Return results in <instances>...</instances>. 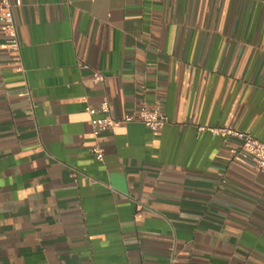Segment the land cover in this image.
<instances>
[{"label": "crops", "instance_id": "1", "mask_svg": "<svg viewBox=\"0 0 264 264\" xmlns=\"http://www.w3.org/2000/svg\"><path fill=\"white\" fill-rule=\"evenodd\" d=\"M21 1L25 72L0 21V264H264V171L201 130L264 142V0ZM104 100L169 122L103 132L99 161Z\"/></svg>", "mask_w": 264, "mask_h": 264}, {"label": "built area", "instance_id": "2", "mask_svg": "<svg viewBox=\"0 0 264 264\" xmlns=\"http://www.w3.org/2000/svg\"><path fill=\"white\" fill-rule=\"evenodd\" d=\"M21 5V0H0V21L4 29L6 46L11 56L13 69L18 72H25L23 47L15 17V8ZM104 78L105 75L97 71L94 73L93 82L100 83L104 81ZM86 111L91 115L90 122L93 128L92 152L99 161H103L105 157V151L100 143V136L103 132L112 130L123 123L136 121L144 123L151 130H157L169 122L159 100L151 105L144 103L121 118L112 116L108 100H104L98 107L87 106ZM204 129H208L225 140L237 139L239 143L230 149L231 157L236 161L251 165L258 171H264V142L256 138L251 132L228 127H201V130ZM175 262L176 258H171L167 264H175Z\"/></svg>", "mask_w": 264, "mask_h": 264}]
</instances>
